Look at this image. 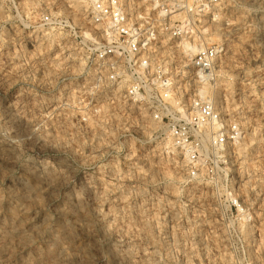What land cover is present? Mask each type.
Here are the masks:
<instances>
[{
  "label": "clouds",
  "instance_id": "clouds-1",
  "mask_svg": "<svg viewBox=\"0 0 264 264\" xmlns=\"http://www.w3.org/2000/svg\"><path fill=\"white\" fill-rule=\"evenodd\" d=\"M0 264H264V0H0Z\"/></svg>",
  "mask_w": 264,
  "mask_h": 264
}]
</instances>
